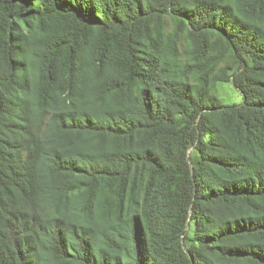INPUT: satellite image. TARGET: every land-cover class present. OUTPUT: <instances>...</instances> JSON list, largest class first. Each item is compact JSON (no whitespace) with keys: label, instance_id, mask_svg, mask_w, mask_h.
Wrapping results in <instances>:
<instances>
[{"label":"trees","instance_id":"obj_1","mask_svg":"<svg viewBox=\"0 0 264 264\" xmlns=\"http://www.w3.org/2000/svg\"><path fill=\"white\" fill-rule=\"evenodd\" d=\"M0 264H264V0H0Z\"/></svg>","mask_w":264,"mask_h":264},{"label":"rangeland","instance_id":"obj_2","mask_svg":"<svg viewBox=\"0 0 264 264\" xmlns=\"http://www.w3.org/2000/svg\"><path fill=\"white\" fill-rule=\"evenodd\" d=\"M230 63L226 59L222 64ZM218 96L225 105H239L243 101L242 93L237 89L233 82H219L217 85Z\"/></svg>","mask_w":264,"mask_h":264}]
</instances>
